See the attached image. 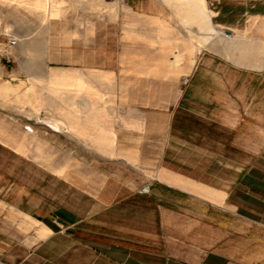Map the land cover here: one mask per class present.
Wrapping results in <instances>:
<instances>
[{"label": "crops", "instance_id": "0c3cea01", "mask_svg": "<svg viewBox=\"0 0 264 264\" xmlns=\"http://www.w3.org/2000/svg\"><path fill=\"white\" fill-rule=\"evenodd\" d=\"M200 1L246 51L187 75L148 192L103 175L85 208L66 202L0 136V264H264V0Z\"/></svg>", "mask_w": 264, "mask_h": 264}, {"label": "rangeland", "instance_id": "374dc122", "mask_svg": "<svg viewBox=\"0 0 264 264\" xmlns=\"http://www.w3.org/2000/svg\"><path fill=\"white\" fill-rule=\"evenodd\" d=\"M0 29L18 39L0 57V136L45 167L51 196L84 208L105 177L148 192L187 75L246 51L200 0H0Z\"/></svg>", "mask_w": 264, "mask_h": 264}, {"label": "built area", "instance_id": "2783aa9c", "mask_svg": "<svg viewBox=\"0 0 264 264\" xmlns=\"http://www.w3.org/2000/svg\"><path fill=\"white\" fill-rule=\"evenodd\" d=\"M18 44V39L9 34L4 33L0 29V57L7 58L9 60V50ZM142 189L141 192H144Z\"/></svg>", "mask_w": 264, "mask_h": 264}]
</instances>
